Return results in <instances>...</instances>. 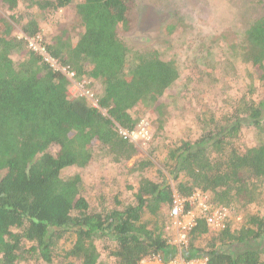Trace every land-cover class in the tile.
Segmentation results:
<instances>
[{
  "label": "trees",
  "instance_id": "obj_1",
  "mask_svg": "<svg viewBox=\"0 0 264 264\" xmlns=\"http://www.w3.org/2000/svg\"><path fill=\"white\" fill-rule=\"evenodd\" d=\"M1 1L10 11L25 4L27 12L9 18L0 13V264H54L57 258L64 264H107L98 242L116 264H140L149 257L168 264L180 254L167 231L175 194L188 198L202 191L216 205L238 211L260 200L264 141L244 152L234 145L243 127L264 129V96L255 99L251 90L230 115L202 117L197 140L168 147L165 168L174 187L143 176L153 166L143 158L130 170L138 174L134 201L124 204L116 196L113 205L93 210L81 195L80 176L65 180L63 170L88 167L95 148L116 164L137 156L139 145L121 130L137 128L131 110L158 102L178 81L179 70L153 50L135 53L126 73L131 51L118 28H128L136 0ZM70 8L74 22L59 23L46 37L42 22ZM39 34L53 58L92 81L106 115L88 100L72 98L67 78L28 49L27 38ZM239 42L245 48L242 59L262 72L264 89V16ZM68 234L75 238L66 250L60 242ZM181 254L209 264H264V215H250L241 226L228 224L220 231L198 220Z\"/></svg>",
  "mask_w": 264,
  "mask_h": 264
},
{
  "label": "rangeland",
  "instance_id": "obj_2",
  "mask_svg": "<svg viewBox=\"0 0 264 264\" xmlns=\"http://www.w3.org/2000/svg\"><path fill=\"white\" fill-rule=\"evenodd\" d=\"M24 12H27L25 4L20 3L16 10L10 11L0 0V13L5 18ZM72 12L71 8L62 10L43 21V34L50 36L59 23L73 21ZM262 16L264 0H136L129 13L128 28H118L120 39L131 51L126 73L135 61V53L154 50L164 61L176 65L180 77L158 102H142L131 110V115L139 121L138 125L144 122L150 134L148 142L138 140L140 153L137 156L129 162L116 164L95 148L94 160L88 167L67 168L63 170L62 178L67 180L80 176L81 195L93 210H98L101 204L113 205L116 196L124 204L134 201L138 174L130 170L143 158L148 157L153 163L143 176L157 182L165 179L174 187L165 168L168 147L181 141L197 140L202 133V117L210 119L212 116L230 115L247 100L244 97H249L251 90H254L255 99L264 96L259 79L262 72L242 59L245 48L239 42L241 34ZM17 29L16 34L20 28ZM19 58V54L13 55L15 61ZM263 141L264 129L259 131L246 126L234 140V145L244 152ZM56 150L51 149V152ZM2 176L0 173V178ZM108 195L110 201H107ZM239 215L243 218L264 215V191L256 204L242 211L231 209L232 218ZM229 224L241 226L235 221ZM74 238L72 234L65 236L60 242L61 247L68 250ZM98 246L103 253V262L116 264L100 242ZM54 264H64V261L57 258Z\"/></svg>",
  "mask_w": 264,
  "mask_h": 264
},
{
  "label": "built area",
  "instance_id": "obj_3",
  "mask_svg": "<svg viewBox=\"0 0 264 264\" xmlns=\"http://www.w3.org/2000/svg\"><path fill=\"white\" fill-rule=\"evenodd\" d=\"M19 36L23 37V35ZM27 41L30 51L39 55L53 71L59 72L67 78L69 81L68 92L72 98L86 99L95 109L106 115V111L99 106L98 94L92 86V81L86 78H78L76 72L71 70L69 66L63 65L53 58L46 48L43 34H39L36 38H27ZM121 134L137 145H139L138 140L144 143L150 140V134L144 122L140 123L132 132L121 130ZM168 214L170 225L167 231L172 234L170 243L179 247L180 251V254L168 264H209L205 258L186 260L181 254L183 247L187 245L188 235L196 226L198 220H204L212 231L225 229L230 221L242 225L245 220L242 215L237 216L235 219L232 218L231 209L216 205L213 203L211 196L202 191H196L188 198L175 194ZM149 261H151L150 264H161L162 262L160 257H149L145 258L140 264Z\"/></svg>",
  "mask_w": 264,
  "mask_h": 264
}]
</instances>
